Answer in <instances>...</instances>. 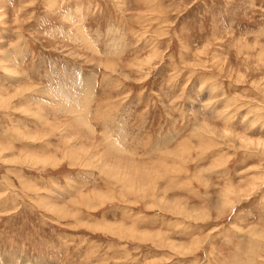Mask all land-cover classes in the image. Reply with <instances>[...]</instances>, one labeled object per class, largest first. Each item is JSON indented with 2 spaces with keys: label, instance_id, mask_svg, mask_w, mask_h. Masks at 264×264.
<instances>
[{
  "label": "rangeland",
  "instance_id": "374dc122",
  "mask_svg": "<svg viewBox=\"0 0 264 264\" xmlns=\"http://www.w3.org/2000/svg\"><path fill=\"white\" fill-rule=\"evenodd\" d=\"M0 264H264V0H0Z\"/></svg>",
  "mask_w": 264,
  "mask_h": 264
},
{
  "label": "bare ground",
  "instance_id": "6f19581e",
  "mask_svg": "<svg viewBox=\"0 0 264 264\" xmlns=\"http://www.w3.org/2000/svg\"><path fill=\"white\" fill-rule=\"evenodd\" d=\"M98 229L101 230V231H104L106 233H112V234H115L116 232L121 233V232L125 231L124 229H119L118 227H115L113 224H108L106 226L104 224L102 226H98ZM125 232H127V230ZM11 258H12V255L8 256V259L7 260L4 259V262L10 261Z\"/></svg>",
  "mask_w": 264,
  "mask_h": 264
}]
</instances>
